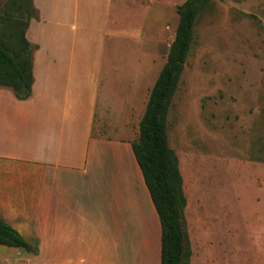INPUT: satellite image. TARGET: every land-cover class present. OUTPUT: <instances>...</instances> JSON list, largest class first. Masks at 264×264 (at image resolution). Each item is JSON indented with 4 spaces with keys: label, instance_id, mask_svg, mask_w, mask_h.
<instances>
[{
    "label": "crops",
    "instance_id": "1",
    "mask_svg": "<svg viewBox=\"0 0 264 264\" xmlns=\"http://www.w3.org/2000/svg\"><path fill=\"white\" fill-rule=\"evenodd\" d=\"M33 6L31 97L0 88V218L40 251L24 264H112L122 255L160 264L161 222L128 129L147 89L145 62L126 84L117 74L124 39L135 40L130 0Z\"/></svg>",
    "mask_w": 264,
    "mask_h": 264
},
{
    "label": "rangeland",
    "instance_id": "2",
    "mask_svg": "<svg viewBox=\"0 0 264 264\" xmlns=\"http://www.w3.org/2000/svg\"><path fill=\"white\" fill-rule=\"evenodd\" d=\"M185 1L130 0L135 40L124 39L117 74L126 84L145 62L147 89L128 123L134 142ZM34 15L30 0H0V40L13 47L10 34ZM165 123L183 181V264H264V0H211L199 12ZM35 257L40 251L0 246V264Z\"/></svg>",
    "mask_w": 264,
    "mask_h": 264
},
{
    "label": "trees",
    "instance_id": "3",
    "mask_svg": "<svg viewBox=\"0 0 264 264\" xmlns=\"http://www.w3.org/2000/svg\"><path fill=\"white\" fill-rule=\"evenodd\" d=\"M210 1L186 0L177 8L179 23L174 41L167 62L151 90L139 126V139L132 143L161 222L160 264H183L184 252L180 214L183 181L178 159L168 144L165 116L192 48L197 15ZM30 4L35 13L33 18L38 19L33 0H30ZM29 23L10 34L14 41L13 47L0 40V88L12 90L19 100L31 97L34 84L33 59L38 46L26 38ZM0 246L37 252L17 230L1 218Z\"/></svg>",
    "mask_w": 264,
    "mask_h": 264
}]
</instances>
